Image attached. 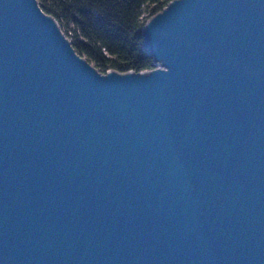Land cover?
Segmentation results:
<instances>
[{"label": "water", "instance_id": "water-1", "mask_svg": "<svg viewBox=\"0 0 264 264\" xmlns=\"http://www.w3.org/2000/svg\"><path fill=\"white\" fill-rule=\"evenodd\" d=\"M161 66L101 73L0 0V264H264V0H172Z\"/></svg>", "mask_w": 264, "mask_h": 264}, {"label": "trees", "instance_id": "trees-1", "mask_svg": "<svg viewBox=\"0 0 264 264\" xmlns=\"http://www.w3.org/2000/svg\"><path fill=\"white\" fill-rule=\"evenodd\" d=\"M172 0H38L60 24L76 51L101 73L156 67L144 48L147 20Z\"/></svg>", "mask_w": 264, "mask_h": 264}, {"label": "built area", "instance_id": "built-area-1", "mask_svg": "<svg viewBox=\"0 0 264 264\" xmlns=\"http://www.w3.org/2000/svg\"><path fill=\"white\" fill-rule=\"evenodd\" d=\"M161 66V64L159 62H156V67Z\"/></svg>", "mask_w": 264, "mask_h": 264}]
</instances>
